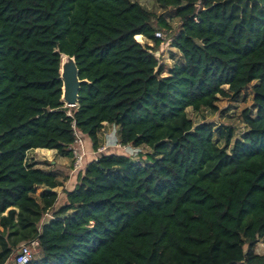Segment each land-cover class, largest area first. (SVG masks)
Instances as JSON below:
<instances>
[{
  "label": "trees",
  "instance_id": "obj_1",
  "mask_svg": "<svg viewBox=\"0 0 264 264\" xmlns=\"http://www.w3.org/2000/svg\"><path fill=\"white\" fill-rule=\"evenodd\" d=\"M198 1L155 0L172 29L132 0H0V264L32 243L29 264H264V0ZM159 28L182 65L155 58ZM60 55L85 81L73 109ZM252 83L241 139L186 113ZM72 123L92 150L108 124L151 153L89 160L55 209L60 175L27 153L70 157Z\"/></svg>",
  "mask_w": 264,
  "mask_h": 264
},
{
  "label": "rangeland",
  "instance_id": "obj_2",
  "mask_svg": "<svg viewBox=\"0 0 264 264\" xmlns=\"http://www.w3.org/2000/svg\"><path fill=\"white\" fill-rule=\"evenodd\" d=\"M134 2L139 3L142 5L146 10H148L150 13H152L155 17H162L163 20L172 28L176 29L178 26V19L175 17L174 12L170 10H165L163 8H160L155 0H132ZM160 28L156 30V32H161L162 36L164 37L162 41V45L158 49L159 52L156 54V59L158 61H162L167 69L171 68L173 65H182L183 60L181 54L176 51L173 48H170L167 41V35L162 32ZM166 36V37H165ZM141 45H148L149 47L153 46V43L151 41H148L144 37H142L141 41L138 42ZM160 50H162V53L160 54ZM254 83L250 84L237 98L235 99H224L219 98L218 102L216 103L217 106V112H212L207 109H203L199 112H194L191 109H187L186 113L188 117L195 123V125L206 122L213 125L215 129L218 128H228L230 127L234 131V139H241L243 137V133L246 129V126L243 123L242 119V113L247 110L250 112L251 115L254 114V106L252 104V86ZM108 127H104L103 130L100 131L98 137L101 141L102 139V131H107ZM215 142L218 143L219 146H221L220 142H218V133L216 132ZM85 144L88 142L86 139L84 140ZM53 151L51 150L48 155H45L44 153H40L39 151H31L27 153V163H31L35 165L36 168L42 169L43 171H51L52 170V164L51 162L59 163L58 167H62L65 169H69L71 167V159L70 157H62L59 154H57L55 157H53ZM114 154L119 155L122 154L119 150H112ZM138 155L136 158L128 157L132 162L136 163H146L148 161L147 156L150 155V149L148 147H141L138 149ZM123 155V154H122ZM66 158V159H64ZM68 160V161H67ZM62 163V164H61ZM56 165V164H55ZM71 171V170H70ZM62 173V178H63ZM41 192L40 189L36 190V195H39ZM62 197V196H61ZM62 205V198L58 199L55 204V209H58ZM51 212H49L44 217V223H47L50 220ZM32 257L39 258L41 254L39 253L38 249L36 248V244L32 243L28 246ZM256 253L259 255L264 254V243L259 242V244L256 247ZM12 261L9 262V264Z\"/></svg>",
  "mask_w": 264,
  "mask_h": 264
},
{
  "label": "built area",
  "instance_id": "obj_3",
  "mask_svg": "<svg viewBox=\"0 0 264 264\" xmlns=\"http://www.w3.org/2000/svg\"><path fill=\"white\" fill-rule=\"evenodd\" d=\"M154 36L159 40L164 39L161 32H156ZM154 56L156 58V54H154ZM72 130L74 141L73 144L69 147L71 159V175H77L83 172L89 160L96 162L99 155L110 152V150H119L123 155L131 158H136L138 155L139 148H135L131 145H122L119 140H113L110 144L105 143L96 150H88L84 141L85 139L77 131L74 123H72ZM31 259L32 254L28 245L21 244L15 254V258L14 261H12V264H29Z\"/></svg>",
  "mask_w": 264,
  "mask_h": 264
},
{
  "label": "crops",
  "instance_id": "obj_4",
  "mask_svg": "<svg viewBox=\"0 0 264 264\" xmlns=\"http://www.w3.org/2000/svg\"><path fill=\"white\" fill-rule=\"evenodd\" d=\"M142 37V36H141ZM104 127H108V130L107 131H102V139L100 141V146L104 145L105 143H112L113 139H114V136L110 135L109 133L112 131L111 128H112V125H108V124H104L103 125ZM87 140V139H86ZM88 141V140H87ZM86 148L88 150H91V143L88 141L86 143ZM36 151V150H35ZM116 151V150H115ZM49 153V151H46ZM44 153L45 155H48V153ZM111 153H113L112 150H110ZM121 152V151H120ZM58 153L56 151H53V157H55ZM66 159V158H64ZM68 161V160H67ZM51 164L53 165L51 168L52 170L51 171H54V172H57L59 173V178H58V181L60 182L61 186L56 188L54 191L57 193L58 195V199L62 198V202H63V199H64V195L62 193L63 190H66V191H70L74 188L75 184H76V177L75 175H71L70 174V168L69 169H65V168H62V167H58L59 163H56V162H51ZM56 164V165H55ZM62 164V163H61ZM71 164V163H70ZM42 170V169H41ZM46 172H50V171H46ZM62 173L63 174V178H62ZM37 189H40L41 191L43 190L42 187H37ZM62 196V197H61ZM57 199V200H58ZM19 248V247H18ZM18 251V249H17ZM12 261V260H11ZM12 263V262H11ZM9 264V262L7 263Z\"/></svg>",
  "mask_w": 264,
  "mask_h": 264
},
{
  "label": "water",
  "instance_id": "obj_5",
  "mask_svg": "<svg viewBox=\"0 0 264 264\" xmlns=\"http://www.w3.org/2000/svg\"><path fill=\"white\" fill-rule=\"evenodd\" d=\"M203 0H199L198 3H202ZM60 55V67H61ZM70 58V57H69ZM73 60V58H71ZM77 68L73 60V66L65 69L64 73L59 68V76L62 83L61 87V103L65 108L73 109L77 106L78 92L80 85L85 81H80L77 77ZM196 126V125H195Z\"/></svg>",
  "mask_w": 264,
  "mask_h": 264
},
{
  "label": "bare ground",
  "instance_id": "obj_6",
  "mask_svg": "<svg viewBox=\"0 0 264 264\" xmlns=\"http://www.w3.org/2000/svg\"><path fill=\"white\" fill-rule=\"evenodd\" d=\"M73 66V60L67 56H61V67L60 70L64 73L66 68Z\"/></svg>",
  "mask_w": 264,
  "mask_h": 264
},
{
  "label": "clouds",
  "instance_id": "obj_7",
  "mask_svg": "<svg viewBox=\"0 0 264 264\" xmlns=\"http://www.w3.org/2000/svg\"><path fill=\"white\" fill-rule=\"evenodd\" d=\"M111 132L109 133L110 135L114 136V139L113 140H119V137H118V129L114 126H112L111 128Z\"/></svg>",
  "mask_w": 264,
  "mask_h": 264
}]
</instances>
